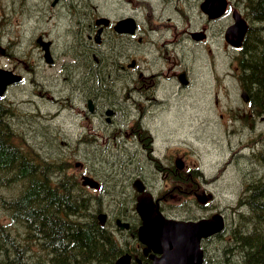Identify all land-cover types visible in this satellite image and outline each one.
I'll use <instances>...</instances> for the list:
<instances>
[{
  "label": "rangeland",
  "instance_id": "rangeland-1",
  "mask_svg": "<svg viewBox=\"0 0 264 264\" xmlns=\"http://www.w3.org/2000/svg\"><path fill=\"white\" fill-rule=\"evenodd\" d=\"M41 2L0 0V66L19 64L23 70V61L29 66L28 71H24L28 81L11 87L5 96L6 105L11 106L9 118L18 132L19 143L30 146L32 151L28 153L62 166L64 174L77 176L80 183L83 170L101 180L104 189L113 190L107 193L103 189L96 191L84 187L89 193L101 197L100 211L124 209L125 206L120 204L124 201H129L127 214L133 210L135 200L129 199L133 193L122 197L124 191L120 178L123 169H127L128 186L133 175L143 172L150 188L158 196L164 195L159 204L167 216L198 219L223 212L227 229L231 228L239 212L246 211L241 196L247 191L248 184L264 182V114H256L253 109L250 111V106L242 100L235 62L230 63V55L223 54L222 62L214 67L208 50L195 47L188 56L193 77L190 87L178 91L175 85L176 89L169 91L165 102L153 104L150 117L142 119V125L154 136L156 165L154 158L139 162L142 153L139 150L119 148V119L109 126L106 124L107 130L112 131L110 149L85 151L79 148L72 151L67 144L75 143L83 131V119L76 116L75 111L84 102L81 96L75 98L69 94L74 88L70 82L92 76L104 80L110 77L107 70L105 73L97 70V65L92 70L81 68L83 64L95 63L92 62L93 54L89 57L78 53L80 58L75 60L73 54L77 48L73 46L71 35L67 34L66 16L57 13V17L45 23L43 11H40ZM44 30L55 41L53 50L57 58L54 65L45 64L43 53L35 42ZM112 75V79L118 78L116 71ZM215 91L219 105L215 102ZM69 95L71 101L67 99ZM101 124H105L103 120ZM119 153L125 154L124 158L131 166ZM143 158L145 160L144 155ZM177 158L185 167L182 170L176 167ZM79 161L82 166H77ZM62 172L56 175H62ZM191 188L197 193H188ZM11 189L4 194L1 190L0 194L7 198L15 196L18 189L14 186ZM11 219L0 206V225L4 224L9 232L18 233L17 237L23 241V227ZM115 234L123 241L119 233ZM226 234L227 231L223 235ZM223 244L226 245L220 237L205 241L208 259Z\"/></svg>",
  "mask_w": 264,
  "mask_h": 264
},
{
  "label": "flooded vegetation",
  "instance_id": "flooded-vegetation-1",
  "mask_svg": "<svg viewBox=\"0 0 264 264\" xmlns=\"http://www.w3.org/2000/svg\"><path fill=\"white\" fill-rule=\"evenodd\" d=\"M40 11H43L45 23L48 19L57 17V13L59 16H66L67 34L71 35L73 46L77 48V52L73 54L75 60L80 58L79 54L89 57L93 54L92 62L95 63H89L90 66L83 64L81 68L90 70L97 65V70L104 73L107 70L110 77L109 80H104L92 76L90 79H74L70 82L74 88L69 94L75 98L81 96L84 102L83 106L73 105L77 108L75 115L83 119V131L80 134L83 137L78 135L75 143L67 144V148L72 151L79 148L85 151L110 149L109 136L112 131H108L107 126L119 119V148L141 151L143 154L141 153L139 162L154 158V136L151 130L142 125V119L150 117L153 104L165 102L169 91L176 89L175 85L178 91L190 87L193 77L188 56L195 47L208 50L214 67L222 62L223 54L230 55V63L235 62L236 75L240 73L238 55L242 48L227 39V32L237 18L246 19L245 0H42ZM38 36L50 42L51 62H46L44 52L40 49L45 64L54 65L57 57L53 50L55 41L52 35L44 30ZM19 66L11 64L5 68L21 74L23 80L18 84H22L28 81L24 71H28L29 66L26 61H23V70ZM113 71H116L117 79H112ZM18 84L9 86L8 90ZM92 87L95 89L91 90ZM240 87L241 91L245 89L241 82ZM70 95L67 96L68 100ZM5 96L0 99L3 103L7 101ZM51 99L55 100L54 97ZM215 102L219 105L217 91ZM109 110L112 111L110 114ZM78 124L79 122L76 123ZM11 134L22 154L30 152V149L24 148V144L17 143L18 132L14 130ZM124 155L119 154L131 166ZM154 160L156 165L157 158ZM182 168L185 167L182 165ZM128 174V170L123 169L120 178L123 182V198L133 193L129 199L135 200L136 204L137 197L149 191L155 200L164 199V195L158 196L150 188L143 172L133 175L129 186L126 178ZM136 180L144 183L142 192L135 187ZM102 189L107 193L113 191L104 189L103 183L97 190ZM190 192L197 193L193 188L188 191ZM132 206L134 207V203ZM105 213L107 217L104 223L119 228L124 244L132 253L130 264H154L155 257L162 255L149 249V245L140 240L138 230L142 219L135 208L128 214L125 208L116 212L106 210ZM118 219L125 225L119 224ZM204 249V264L242 263L235 256V246L220 245L210 259L205 245Z\"/></svg>",
  "mask_w": 264,
  "mask_h": 264
},
{
  "label": "trees",
  "instance_id": "trees-1",
  "mask_svg": "<svg viewBox=\"0 0 264 264\" xmlns=\"http://www.w3.org/2000/svg\"><path fill=\"white\" fill-rule=\"evenodd\" d=\"M245 3L250 26L238 55L239 79L254 112L264 114V0ZM10 112L0 101V191L14 186L18 192L0 194V206L23 227L24 240L0 225V264H115L126 248L98 219L101 197L52 160L22 154L13 141ZM241 200L246 211L226 227V235L217 236L235 246L241 264H264V182L249 183Z\"/></svg>",
  "mask_w": 264,
  "mask_h": 264
},
{
  "label": "water",
  "instance_id": "water-1",
  "mask_svg": "<svg viewBox=\"0 0 264 264\" xmlns=\"http://www.w3.org/2000/svg\"><path fill=\"white\" fill-rule=\"evenodd\" d=\"M247 29L246 20L237 18L235 24L227 32V39L234 45L241 46ZM37 41L45 49L47 61L51 62L50 42L43 41L42 37H38ZM21 80V75L0 68V97L3 96L9 84ZM242 97L245 101L249 100L246 91H243ZM108 112L110 114L112 111ZM179 165L181 166L180 162ZM83 184L91 187L100 185L95 178L89 175L83 176ZM134 184L138 190L144 188V183L141 180H137ZM136 208L142 217V225L139 228L140 239L149 245V249L162 254L155 257L154 264H203L202 240L222 232L226 225L224 216L220 213L199 220L166 217L161 212L159 205L155 204L153 196L149 192L138 196ZM99 217L104 222L107 215L101 213ZM117 221L119 224L125 225L120 219ZM130 262L131 255L125 253L117 259L116 264H130Z\"/></svg>",
  "mask_w": 264,
  "mask_h": 264
},
{
  "label": "bare ground",
  "instance_id": "bare-ground-1",
  "mask_svg": "<svg viewBox=\"0 0 264 264\" xmlns=\"http://www.w3.org/2000/svg\"><path fill=\"white\" fill-rule=\"evenodd\" d=\"M17 102V101H16ZM24 125V124H23ZM26 125V124H25ZM95 151V150H94ZM264 151H262V154L264 155V153H263ZM95 166V165H94Z\"/></svg>",
  "mask_w": 264,
  "mask_h": 264
}]
</instances>
